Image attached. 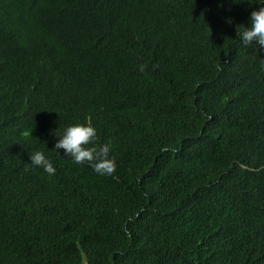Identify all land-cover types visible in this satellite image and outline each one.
<instances>
[{"label":"trees","instance_id":"trees-1","mask_svg":"<svg viewBox=\"0 0 264 264\" xmlns=\"http://www.w3.org/2000/svg\"><path fill=\"white\" fill-rule=\"evenodd\" d=\"M260 6L0 0V264H264ZM75 124L113 173L54 149Z\"/></svg>","mask_w":264,"mask_h":264},{"label":"clouds","instance_id":"clouds-1","mask_svg":"<svg viewBox=\"0 0 264 264\" xmlns=\"http://www.w3.org/2000/svg\"><path fill=\"white\" fill-rule=\"evenodd\" d=\"M231 23V21H228ZM243 27V31L238 29ZM237 36L245 47L250 45L264 48V6L252 11L249 26L240 25ZM144 70V66H140ZM97 140L96 129L90 124H75L68 126L54 145L56 150H64V156L71 157L77 164L88 163L98 174H111L115 171V161L108 158L109 146L103 145L97 150L94 145ZM33 166L42 168L49 175H54L56 168L45 156L43 151H35L30 157Z\"/></svg>","mask_w":264,"mask_h":264}]
</instances>
